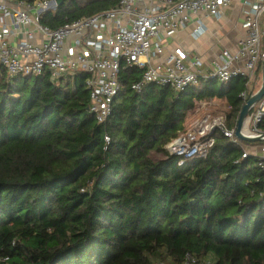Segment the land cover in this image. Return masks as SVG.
<instances>
[{
  "label": "trees",
  "instance_id": "obj_1",
  "mask_svg": "<svg viewBox=\"0 0 264 264\" xmlns=\"http://www.w3.org/2000/svg\"><path fill=\"white\" fill-rule=\"evenodd\" d=\"M119 2L65 0L40 22L55 29ZM143 72L121 68L98 122L84 73L16 79L0 65V264H264V169L243 157L264 141L216 130L207 155L182 164L167 147L197 101H223L236 127L247 79L136 91Z\"/></svg>",
  "mask_w": 264,
  "mask_h": 264
},
{
  "label": "built area",
  "instance_id": "obj_2",
  "mask_svg": "<svg viewBox=\"0 0 264 264\" xmlns=\"http://www.w3.org/2000/svg\"><path fill=\"white\" fill-rule=\"evenodd\" d=\"M233 1L120 0L113 8L53 29L42 25L40 18L43 13L57 9V0H0V65L6 68L9 77L16 79L48 75L54 82H73L77 73H84L90 95L88 112L98 122H104L111 113L122 88L120 70L124 66L144 68L141 79L134 84L136 91L151 82L182 91L211 78L227 82L243 76L247 85L241 95L246 101L261 83L264 0H240L246 7L242 21L245 32L236 49H222L212 69L205 73L199 70L202 63L199 56L192 57L181 46L166 48V38L185 27L193 17L198 20L195 32L200 34L205 24L199 15L205 12L221 18ZM212 103L197 101L195 109L199 111ZM263 115L264 95L250 113L247 126L250 133L264 132L257 127ZM227 118L226 111L206 113L193 129L172 140L168 149L181 157L179 164H182L186 159L206 156L216 130L239 141L236 127H230ZM105 140L109 142L110 136L105 135ZM252 151L245 148L243 157L253 154ZM257 156L264 169V146ZM180 264L202 263L188 254Z\"/></svg>",
  "mask_w": 264,
  "mask_h": 264
},
{
  "label": "crops",
  "instance_id": "obj_3",
  "mask_svg": "<svg viewBox=\"0 0 264 264\" xmlns=\"http://www.w3.org/2000/svg\"><path fill=\"white\" fill-rule=\"evenodd\" d=\"M245 9L246 7L242 1L235 0L231 5L224 9L221 18L207 15L205 12L201 13L199 17L204 22L205 28L203 27L204 29L200 34L195 32V29L198 28V20L196 16L193 17L185 27L175 32L172 37L169 36L166 38L167 50H172L175 46H181L185 48L192 57H200L202 63L199 70L202 71V73L211 70L212 63L220 55L222 49H236L238 39L245 32L242 28ZM226 15L230 17L228 21L224 20ZM227 22L232 26L231 31L226 35H219L221 34L219 27L222 26L223 28H227L224 26ZM213 102L219 101L214 100ZM253 146H255V151H252ZM262 146H264V143L245 145V148L251 149L254 155H258L261 154Z\"/></svg>",
  "mask_w": 264,
  "mask_h": 264
},
{
  "label": "water",
  "instance_id": "obj_4",
  "mask_svg": "<svg viewBox=\"0 0 264 264\" xmlns=\"http://www.w3.org/2000/svg\"><path fill=\"white\" fill-rule=\"evenodd\" d=\"M65 0H57V4L61 5ZM261 85L260 87L250 94L249 98L243 104L238 117L237 125L235 129L236 137L241 141H250V142H261L264 141V132L261 133H250L246 132V128L249 123V116L254 106L260 101L264 95V59L261 63Z\"/></svg>",
  "mask_w": 264,
  "mask_h": 264
},
{
  "label": "rangeland",
  "instance_id": "obj_5",
  "mask_svg": "<svg viewBox=\"0 0 264 264\" xmlns=\"http://www.w3.org/2000/svg\"><path fill=\"white\" fill-rule=\"evenodd\" d=\"M229 19H230V17L228 15H226V17H224V20H226V21H228ZM224 26L227 28H223L222 26L219 27L220 33H221L219 35H226L227 33H229L231 31L232 26L230 25V23L227 22L226 24H224ZM260 84L261 83L257 84L256 89L260 86ZM226 108H227V106L225 103H223V101L214 102V103L208 105L207 107L202 108L199 111H197L194 107V109H192L193 111L192 112L190 111L188 113L187 119L185 121V130L183 132H181V134L193 129L195 123H197L204 115H206V113H208V112L218 113V112L225 111ZM152 155L154 158H159L162 156L161 154H156V153H153ZM166 262L168 264L171 263L170 260H166Z\"/></svg>",
  "mask_w": 264,
  "mask_h": 264
},
{
  "label": "bare ground",
  "instance_id": "obj_6",
  "mask_svg": "<svg viewBox=\"0 0 264 264\" xmlns=\"http://www.w3.org/2000/svg\"><path fill=\"white\" fill-rule=\"evenodd\" d=\"M246 132H248L247 128H246Z\"/></svg>",
  "mask_w": 264,
  "mask_h": 264
}]
</instances>
